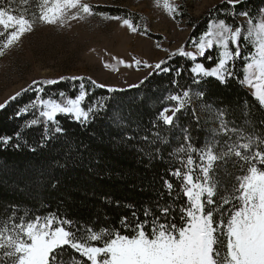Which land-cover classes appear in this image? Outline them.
Masks as SVG:
<instances>
[{
	"label": "snow or ice",
	"instance_id": "obj_1",
	"mask_svg": "<svg viewBox=\"0 0 264 264\" xmlns=\"http://www.w3.org/2000/svg\"><path fill=\"white\" fill-rule=\"evenodd\" d=\"M19 3L24 7L18 9L16 0H0V58L21 45L22 38L34 33L39 24L64 29L70 27L72 21L102 17L120 22L134 34L148 33L147 27L134 23L131 15L101 11L90 0H19ZM226 3L233 23L225 19L210 21L205 32L190 39L189 44L195 51L181 47L171 53L168 60L155 64L136 57H132L131 62L112 57L126 68L135 65L137 70L150 69L138 84H130V89L145 85L153 75L173 74L171 83L176 90L169 91L160 100L164 106L151 120L150 135L123 134L110 138L107 143L114 152L135 151L138 159L147 158L150 163L161 152L160 146L169 143L168 134L179 130L182 143L175 152L180 166L168 171L169 176L179 181V187L162 177V191L154 202L155 209L145 208L143 220L135 211H132L131 221L127 215L122 216L119 228L80 226L67 216L54 213L19 215L18 206L9 205L11 212L0 214V264H264V135L229 127L225 110L215 108L219 129L197 147L193 143L192 124L181 123L182 117L190 112L198 124L199 117L191 107L194 98L202 101L204 109H213L212 104L203 102L205 92L193 87L201 85L205 78H215L224 85L235 79L241 86L253 89L251 95L264 111V8L254 15L247 9L236 11L246 0H226ZM163 8L173 20L183 11L171 0H163ZM238 16L247 18L246 27L234 22ZM177 56L192 62L188 69L191 84L187 87L180 86L177 79L185 71L183 66L173 68L169 64V60ZM203 60L213 62L214 66H206ZM237 61H242V77L235 70ZM104 66L112 67L108 62ZM62 82L70 83L75 94L65 91L53 94L47 90ZM92 88L105 89L107 93L124 91L90 76L34 80L23 91H34L36 96L15 116L31 113L32 118L25 120L24 125L41 127V135L29 147L21 131H17L14 136H0V146L5 149L9 145L16 149L24 146L38 153L66 133L57 119L60 115L82 128L93 124L107 111L106 102L113 97L104 95L93 102ZM20 95L18 92L11 99ZM4 107L0 105V109ZM245 112L249 113L247 122L250 123V109ZM133 123L135 132L141 123ZM259 124L264 126V120ZM113 125L123 129L129 127V122L117 114ZM221 134L227 137L223 143L216 138ZM90 135L95 137L94 132ZM141 140L158 146L149 150ZM105 143L99 138L97 146L92 147L80 141L68 147L64 163L52 157L30 165L13 191L19 192L23 184L25 189L31 185L51 193L61 184L56 169H67L70 163L86 167L93 177L103 179L112 172L103 150ZM229 161L240 170L231 185L219 175L221 166ZM5 168L7 165H0V170ZM69 250L72 255L66 259Z\"/></svg>",
	"mask_w": 264,
	"mask_h": 264
},
{
	"label": "trees",
	"instance_id": "obj_2",
	"mask_svg": "<svg viewBox=\"0 0 264 264\" xmlns=\"http://www.w3.org/2000/svg\"><path fill=\"white\" fill-rule=\"evenodd\" d=\"M15 6L18 9L23 7L19 0H16ZM98 8L112 14L131 15L134 23L138 24L143 19L141 14L125 8ZM260 8H264V0H246V3L237 6L236 11L247 9L255 15ZM228 9L229 5L223 2L209 9L200 18L185 17L188 25L192 27V32L185 43V47L192 48L189 44L190 39L205 32L210 21L225 19L227 22L233 23V18L227 11ZM243 18L245 17L238 16L234 22L246 27L247 22ZM250 50L251 48H249ZM169 56L164 60H168ZM202 62L206 66H214L213 62L207 60ZM169 64L173 68L183 66L185 69L181 76L177 78L180 86L187 87L191 84V73L188 72V69L192 66L191 61L177 56L169 60ZM241 69L242 61H237L235 70L242 77L243 72ZM173 78V74L153 75L140 88L124 89L120 93H107L105 89L92 88L91 99L93 102L104 95L113 97L106 102L108 105L107 111L101 114V118L88 127L82 128L73 120L63 115L58 116L57 119L61 121V126L66 130V133L60 136L59 139L50 142L47 148L39 150L35 154L29 150V147L35 144L41 135L42 128L38 126L25 127L24 121L32 118L31 113L22 115L19 118H16L15 113L28 104L36 96V93L34 91H22L20 92L21 95L15 100L8 101L5 107L0 109V136H14L17 131H21V135L28 142L29 147L22 146L20 149H16L9 145L5 149L0 146V165H7V168L0 170V214L10 213L11 208L9 205H15L18 206L19 215H23L25 212L41 216L54 213L61 217L67 216L80 226H92L94 228L105 226L119 228L121 227L122 216L127 215L129 220H132V211H135L137 216L143 220V210L145 208L155 209L154 202L158 193L162 191V177L172 180L177 188L179 187V181L169 176L168 171L171 168L180 166L175 149L182 143V136L179 130L169 133V143L160 146L161 152L157 153L156 158L150 163L147 158L138 159L135 151L114 152L107 141L112 137L123 134L150 135L148 130L151 128V120L164 106L160 103V100L169 91L176 90V86L171 83ZM89 87L91 86L89 85ZM193 87L200 88L205 92L203 102L214 106L213 109H210L214 114L215 108L225 110V119L229 122V127L241 128L245 133L255 132L264 135V126L259 124L260 120H264V111L260 110L251 92L245 86H241L235 79L224 85L215 78H205L201 85H193ZM47 90L53 94L58 91H65L70 95L75 94L72 85L68 82L49 86ZM197 106H202V101L194 98L191 107L195 109L199 117L198 124L193 121L190 112L182 117L181 123L192 124L193 143L199 147L205 140L212 138L213 132L207 128L205 122L200 118ZM245 109H250V123L247 122L249 113L245 112ZM129 111H131V116H129ZM117 114L128 120L129 127L117 129L113 125V118ZM215 118L219 126L216 114ZM133 121L141 123L140 129L135 132H133V129H136V124ZM93 132L95 137L90 135ZM232 135L235 139V134ZM99 138L106 141L103 150L106 153L108 166L112 169L108 176L103 179L95 178L88 172L86 167L70 163L67 169H56V174L61 177V184L57 190H53L51 193L44 189L33 188L31 185L25 189L23 184H21L19 192L13 191L17 182L21 180L24 171L30 165L42 163L52 157L64 163L70 145L74 146L76 143L83 141L89 143L92 147H96ZM216 138L221 140L222 143L227 139L223 134ZM140 143L149 150L158 146L156 144L149 145L142 140ZM193 156L195 157V154ZM238 174H240L239 168L234 166L231 161L227 165H222L219 170L220 178L228 185L234 182V177ZM164 198L165 200L168 199L167 196ZM129 205L133 207H129ZM71 255L72 253L69 250L66 259Z\"/></svg>",
	"mask_w": 264,
	"mask_h": 264
},
{
	"label": "rangeland",
	"instance_id": "obj_3",
	"mask_svg": "<svg viewBox=\"0 0 264 264\" xmlns=\"http://www.w3.org/2000/svg\"><path fill=\"white\" fill-rule=\"evenodd\" d=\"M171 2L183 10L175 20L166 14L163 0L159 4L156 0H90L98 7H120L141 14L143 19L140 24L148 29L146 35L134 34L122 27L120 22L102 17L72 21L71 26L64 29L37 25L34 33L22 38L21 45L0 58V105H5L34 80L60 76H90L110 87L130 89L129 85L138 84L150 69L141 67L137 70L135 65L126 68L112 57L126 62L136 57L152 64L164 60L177 49L185 47L192 32L185 17L200 18L226 0ZM186 50L195 51V48ZM105 62L112 67L106 68ZM246 88L252 93L253 89ZM197 110L211 132L219 129L215 114L210 109L197 106Z\"/></svg>",
	"mask_w": 264,
	"mask_h": 264
}]
</instances>
